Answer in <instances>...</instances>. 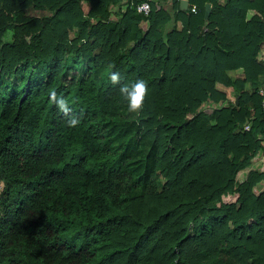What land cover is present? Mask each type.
<instances>
[{
  "label": "trees",
  "instance_id": "trees-1",
  "mask_svg": "<svg viewBox=\"0 0 264 264\" xmlns=\"http://www.w3.org/2000/svg\"><path fill=\"white\" fill-rule=\"evenodd\" d=\"M182 1L0 0V264H264V0Z\"/></svg>",
  "mask_w": 264,
  "mask_h": 264
},
{
  "label": "clouds",
  "instance_id": "clouds-1",
  "mask_svg": "<svg viewBox=\"0 0 264 264\" xmlns=\"http://www.w3.org/2000/svg\"><path fill=\"white\" fill-rule=\"evenodd\" d=\"M110 80L113 83L118 82L119 73H112L110 75ZM121 91L127 100V110L130 113L137 112L143 108L145 98L148 95V85L145 80L137 79L130 87H123ZM52 97L57 99L56 93L53 92ZM57 103L64 111H68L67 106L65 105V102L62 98L57 99ZM77 123L78 121L75 119L69 121V124L72 126Z\"/></svg>",
  "mask_w": 264,
  "mask_h": 264
},
{
  "label": "built area",
  "instance_id": "built-area-1",
  "mask_svg": "<svg viewBox=\"0 0 264 264\" xmlns=\"http://www.w3.org/2000/svg\"><path fill=\"white\" fill-rule=\"evenodd\" d=\"M188 7V5H187ZM136 9H137V12L139 14H143V15H148L149 11H150V5L148 2H141L139 3L137 6H136ZM187 9V8H186ZM191 12L192 13H196V9L195 7H192L191 8ZM259 95L261 96L262 98V108L264 109V89H260L259 90ZM245 130H248V126L245 127ZM259 158H262L261 156ZM257 162V161H256Z\"/></svg>",
  "mask_w": 264,
  "mask_h": 264
},
{
  "label": "rangeland",
  "instance_id": "rangeland-1",
  "mask_svg": "<svg viewBox=\"0 0 264 264\" xmlns=\"http://www.w3.org/2000/svg\"><path fill=\"white\" fill-rule=\"evenodd\" d=\"M231 75H232V76H235V73H232ZM261 157H262V158H257V159H256L257 163L255 162L254 167H255V168H259L260 170H263V169H264V157H263V156H261ZM254 161H255V160H254ZM255 165H257V166H255ZM251 168H253V167H251ZM246 171H247V170H246ZM243 174H244V173H243ZM243 174L240 173V174L238 175L237 179H238V180H241L242 177H243Z\"/></svg>",
  "mask_w": 264,
  "mask_h": 264
},
{
  "label": "water",
  "instance_id": "water-1",
  "mask_svg": "<svg viewBox=\"0 0 264 264\" xmlns=\"http://www.w3.org/2000/svg\"><path fill=\"white\" fill-rule=\"evenodd\" d=\"M187 5H188V3H187L186 0H183V1L181 2V8H182V9H186V8H187ZM209 14H210V5L207 4V5L205 6V18H207V17L209 16Z\"/></svg>",
  "mask_w": 264,
  "mask_h": 264
},
{
  "label": "crops",
  "instance_id": "crops-1",
  "mask_svg": "<svg viewBox=\"0 0 264 264\" xmlns=\"http://www.w3.org/2000/svg\"><path fill=\"white\" fill-rule=\"evenodd\" d=\"M264 157V156H263ZM257 163V162H256Z\"/></svg>",
  "mask_w": 264,
  "mask_h": 264
}]
</instances>
